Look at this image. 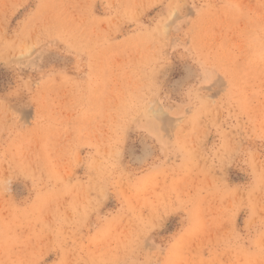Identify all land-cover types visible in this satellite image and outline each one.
<instances>
[{"label": "rangeland", "instance_id": "374dc122", "mask_svg": "<svg viewBox=\"0 0 264 264\" xmlns=\"http://www.w3.org/2000/svg\"><path fill=\"white\" fill-rule=\"evenodd\" d=\"M0 264H264V0H0Z\"/></svg>", "mask_w": 264, "mask_h": 264}]
</instances>
